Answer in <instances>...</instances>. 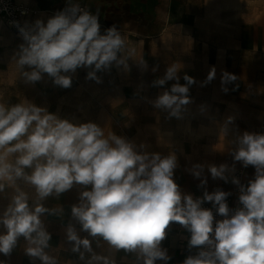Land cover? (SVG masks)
<instances>
[{"label":"clouds","instance_id":"9594fccd","mask_svg":"<svg viewBox=\"0 0 264 264\" xmlns=\"http://www.w3.org/2000/svg\"><path fill=\"white\" fill-rule=\"evenodd\" d=\"M15 23L22 43L13 58L26 84L47 76L55 86L68 89L78 69H87L86 79L97 84L103 82L98 73L113 65L128 69V58L122 54L125 40L118 29L101 32L98 15L74 0H67L46 21ZM141 64L147 68L146 62ZM178 71L170 65L153 82L162 87L176 81L152 104L169 117L181 118L191 103L189 86L194 80L185 75L186 83L180 84ZM214 76L213 69L207 79ZM235 79L224 73L222 84ZM234 143L233 160L244 168L252 166L255 175L247 183L231 178L241 205L233 211L227 203L230 192L205 190L201 197L182 192L174 179L175 153L137 151L123 136L106 137L95 122L73 123L34 103H0V194L6 195V187L18 181L34 189L33 197L17 186L0 211V254L10 256L23 238L32 264H58L46 251L52 235L42 217L62 209H49L44 202L79 187L65 238L83 264H117L114 253L120 251L134 256V264H168L171 257L162 242L171 224L184 228L188 248L197 249L182 264H264V133L245 131ZM203 168L196 164L190 171L200 177ZM207 170L213 179L229 182L228 165L209 164ZM206 183V178L201 180L202 186ZM205 203L212 208L203 207ZM94 241L97 247L105 242L113 255L97 253Z\"/></svg>","mask_w":264,"mask_h":264},{"label":"rangeland","instance_id":"374dc122","mask_svg":"<svg viewBox=\"0 0 264 264\" xmlns=\"http://www.w3.org/2000/svg\"><path fill=\"white\" fill-rule=\"evenodd\" d=\"M74 2L98 15L101 32L112 26L118 29L125 40L122 54L128 58V69L113 65L110 70L98 73L103 81L100 84L86 79L87 69H78L68 89L55 86L47 76L35 84H26L13 58L22 39L0 23V103L5 106L34 103L73 123L95 122L106 137L113 133L123 136L136 145L137 151L158 152L162 156L175 153L174 179L182 192L193 196L201 197L205 190L211 192L213 188L231 193L236 186L231 183L233 176L241 183L254 178L255 169L235 162L231 152L236 147V137L243 132L264 133V1ZM65 5L66 2L58 3L56 10ZM55 12L37 11L24 24L37 19L46 21ZM141 62H146V69ZM170 65L179 69L180 84L186 83L185 75L194 80L189 86L191 103L185 106L181 118L169 117L168 112L152 104L176 82L153 86ZM213 69L215 76L209 81ZM224 73L236 79L222 84ZM225 87L227 92L223 90ZM141 144L147 147L142 149ZM196 164L204 165L200 177L190 171ZM209 164L228 165L225 174L229 182L213 179L207 170ZM205 178L207 183L202 186L201 180ZM17 186L34 197V189L18 181L6 187V195L0 194V211ZM79 191V187H74L44 202L49 209H62L57 215L42 217L52 235L49 250H71L65 226L70 222L71 206L78 202ZM174 225L166 230L163 246L174 236ZM100 244L97 247L93 242L97 253L113 255L105 242ZM25 247L21 238L15 249ZM114 256L131 264L135 260L123 251Z\"/></svg>","mask_w":264,"mask_h":264},{"label":"crops","instance_id":"0c3cea01","mask_svg":"<svg viewBox=\"0 0 264 264\" xmlns=\"http://www.w3.org/2000/svg\"><path fill=\"white\" fill-rule=\"evenodd\" d=\"M15 1L24 5L29 10L34 12V13H30L25 19H27L30 15L35 14L37 11H42L44 13L46 12L52 14L53 11H57L56 9H58L57 6L58 3L60 2L67 3V0H15ZM74 1H78V0H74ZM240 1H264V0H240ZM172 232H175L174 236H171L168 243L162 246L167 249L168 254L171 257V260L168 261V264H182V261L185 259L186 256L193 254L194 249L188 248L189 233L179 224L174 225V227L172 228ZM46 251L48 252L49 255L54 256L57 259L58 264H83V262L79 260L78 254L73 253L71 250L46 249ZM0 261H5L6 264H32L30 258L27 255H25L24 250H19V249H14L12 254L7 257L0 254ZM116 262L117 264H131L130 261L123 260L121 258L117 259ZM35 264H40V262L37 260L35 261ZM157 264H164V262L158 261Z\"/></svg>","mask_w":264,"mask_h":264},{"label":"built area","instance_id":"2783aa9c","mask_svg":"<svg viewBox=\"0 0 264 264\" xmlns=\"http://www.w3.org/2000/svg\"><path fill=\"white\" fill-rule=\"evenodd\" d=\"M34 13L33 11L29 10L24 5L16 2L15 0H0V23L4 25L6 28L12 30L17 36L20 37L18 32V27L16 26L15 22H18L20 26L24 25V19L30 14ZM21 38V37H20ZM214 188L212 191L216 190ZM239 190L238 187L235 186L231 195L227 198V203L229 205L230 210H235L238 207H241L238 200ZM197 197V196H194ZM203 207L212 208L211 203H205L202 205ZM215 208H213V212L215 214ZM216 219H221L218 215ZM197 249H194L193 254Z\"/></svg>","mask_w":264,"mask_h":264}]
</instances>
